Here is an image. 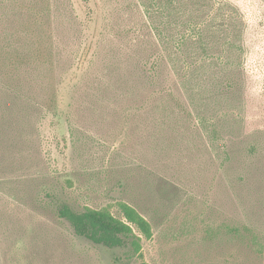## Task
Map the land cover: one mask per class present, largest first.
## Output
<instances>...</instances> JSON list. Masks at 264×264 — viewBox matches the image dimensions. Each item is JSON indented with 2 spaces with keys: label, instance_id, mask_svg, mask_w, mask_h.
<instances>
[{
  "label": "rangeland",
  "instance_id": "obj_1",
  "mask_svg": "<svg viewBox=\"0 0 264 264\" xmlns=\"http://www.w3.org/2000/svg\"><path fill=\"white\" fill-rule=\"evenodd\" d=\"M141 261L264 264V0H0V264Z\"/></svg>",
  "mask_w": 264,
  "mask_h": 264
},
{
  "label": "trees",
  "instance_id": "obj_2",
  "mask_svg": "<svg viewBox=\"0 0 264 264\" xmlns=\"http://www.w3.org/2000/svg\"><path fill=\"white\" fill-rule=\"evenodd\" d=\"M119 209L122 219L107 210L84 208L78 212L67 205L59 208L58 215L70 224L76 236L108 249L128 247L132 254L141 258L140 238L134 229L149 239L152 235L150 225L127 204H119ZM138 264L146 263L141 261Z\"/></svg>",
  "mask_w": 264,
  "mask_h": 264
}]
</instances>
